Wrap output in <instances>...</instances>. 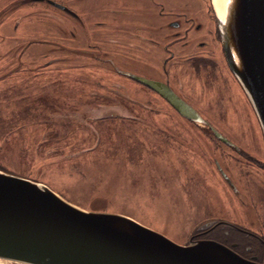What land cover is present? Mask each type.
<instances>
[{"label":"rangeland","instance_id":"374dc122","mask_svg":"<svg viewBox=\"0 0 264 264\" xmlns=\"http://www.w3.org/2000/svg\"><path fill=\"white\" fill-rule=\"evenodd\" d=\"M205 1L182 0L176 11L209 24L213 4ZM158 7L0 0V170L44 183L82 209L130 216L180 244L217 220L264 233V137L252 104L219 40L181 46ZM127 72L169 78L206 123L179 114ZM228 231L259 252L253 237ZM0 264L26 263L0 257Z\"/></svg>","mask_w":264,"mask_h":264},{"label":"water","instance_id":"95a60500","mask_svg":"<svg viewBox=\"0 0 264 264\" xmlns=\"http://www.w3.org/2000/svg\"><path fill=\"white\" fill-rule=\"evenodd\" d=\"M212 4L226 61L264 136V0ZM127 75L181 114L206 123L168 84ZM0 257L26 264H264V239L261 261L244 258L214 240L180 244L130 216L82 209L44 183L0 170Z\"/></svg>","mask_w":264,"mask_h":264},{"label":"flooded vegetation","instance_id":"af4514ba","mask_svg":"<svg viewBox=\"0 0 264 264\" xmlns=\"http://www.w3.org/2000/svg\"><path fill=\"white\" fill-rule=\"evenodd\" d=\"M154 1L156 4L159 5L158 8L161 9L159 12V15L163 16V21H166V24L172 28L171 35L174 36V39L176 40L175 42H179L181 46H183L185 48L190 47V46H192L194 48H199V47H204L205 45H207V47H208V46H211L213 42L216 43V41H218V40H219V43L221 44L219 30H218V26H217V21L215 18L214 11L212 12L211 8L208 7V11H209L208 15H209L210 23L209 24L206 23L204 25L202 22L195 21V17L190 15L189 13L184 12V11L178 12L179 10L176 11V9L178 8V5L179 4L181 5L180 1H182V0H180L179 2H178V0H170V2H166V0H163V2L158 1V0H154ZM204 3H206L205 0H204ZM169 5H170V7H174V8H171V11H169L170 8L169 9L166 8ZM162 9H163V11H162ZM168 17H170L169 18L170 20L167 21L166 18H168ZM164 30L165 29H164V25H163V36H166L167 31L165 32ZM207 37L211 38V40H212V41H210L211 43L208 41ZM163 40H164V38H163ZM168 43H169L168 41L163 43V47L166 51H170V56L172 57L173 55L171 52L173 50H172L171 46L168 45ZM171 44H174V42ZM220 46H221V49L223 51L222 44ZM223 55L225 58L224 51H223ZM195 58H196L195 60H198V59L200 60V59H204L207 57L195 55ZM195 60H193V64L196 66V65H198V62ZM225 60H226V58H225ZM167 62H168V59L167 58L164 59V61H163V73H165V74L167 73V67H166ZM226 63H227V61H226ZM227 66H228V63H227ZM198 67H199V65H198ZM228 68H229V66H228ZM163 82L168 84L170 86V88H172V90L176 94H178L181 98H183L188 103H190L194 108H196V106L193 103L189 102L185 96L180 94L172 86L169 78L165 77L163 79ZM163 99L172 108H174L165 98H163ZM177 112L179 114H181L179 111H177ZM261 132H262V129H261ZM262 135H263V133H262ZM216 168L219 171V173L225 178V171L221 168V166L216 164ZM224 227L237 231L235 233L238 235H245V236L253 237L256 240V242L258 243L259 252L252 253L253 248L249 243H248V245H244V243H243L244 240H236L237 239V237H235L236 235L235 236L230 235L228 229H225ZM220 228L225 229V230H220ZM213 232H216V233L213 234ZM191 238L192 239L214 240L216 242H219V243L227 246L231 250L235 251L236 253H238L242 257L247 258L249 260L261 261L262 256H263V239H264L263 231H262V233L253 232V231L245 229V228H243V227H241V226H239L233 222L227 221V220H217V221L213 222V224L209 228L197 232L196 234L192 235ZM241 239H243V238H241ZM245 242H247V241H245ZM250 251H252V252H250Z\"/></svg>","mask_w":264,"mask_h":264}]
</instances>
